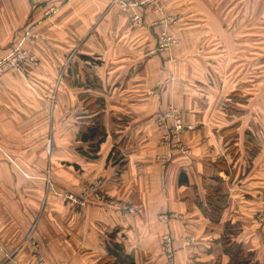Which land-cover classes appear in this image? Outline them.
<instances>
[{"label": "crops", "instance_id": "crops-1", "mask_svg": "<svg viewBox=\"0 0 264 264\" xmlns=\"http://www.w3.org/2000/svg\"><path fill=\"white\" fill-rule=\"evenodd\" d=\"M215 5L163 0L164 15L142 11L134 25L110 0H0V57L26 27L40 36L37 66L0 78V264H36L35 251L47 264H98L112 241L134 264H167L164 237L174 264H226V224L242 252L264 262V225L256 218L264 135L253 155L252 136L238 128L243 117L213 112L229 99L217 107L210 82L185 80L182 66L193 69L191 57L156 52L165 13ZM50 7L55 13L45 16ZM239 7L240 28L255 26L256 42L264 43V0H240ZM87 96L104 101L106 138L96 159L80 154L87 145L77 140ZM168 109L182 114L178 140L170 137L171 117L157 124ZM231 127L236 137L226 134ZM221 159L228 174L216 173ZM47 169L54 187L79 205L46 193L40 179ZM95 183L102 201L87 191ZM214 187L223 196L218 221L205 214Z\"/></svg>", "mask_w": 264, "mask_h": 264}, {"label": "rangeland", "instance_id": "rangeland-1", "mask_svg": "<svg viewBox=\"0 0 264 264\" xmlns=\"http://www.w3.org/2000/svg\"><path fill=\"white\" fill-rule=\"evenodd\" d=\"M185 1H189L190 3L216 4V8L214 11L165 13V16H163L162 19L169 18L173 20L174 23L166 25V27L163 25V30L166 31L169 36L173 37L175 44L166 52H163V54H170L175 50L181 55L189 58L191 57L190 60L194 63V68L192 69L187 62L182 66V74L184 75L185 80L187 83L189 81L191 84L194 83L195 86L199 87L202 85L207 86V83L209 84L210 82V84L213 85L212 97H214L213 99L215 100L214 102L217 107L223 102L224 97L229 99L226 100L229 101L228 104L225 103L224 106L215 108L213 112L217 111V115L222 117V114L220 113L223 108L225 113L232 117L233 120L243 117L241 118L243 119V124L240 125L239 123L238 128H240L239 131L245 130L250 134V137L252 136L253 141L250 140V147L254 155L257 150H259V144L263 142L262 137L264 135V75H260L262 71L264 73V43L256 42L255 26L240 28V0ZM229 5L232 7H228ZM46 11L44 12V15ZM122 13L124 12L122 11ZM141 14H143V12H141ZM159 14L164 15V11ZM248 14L249 19L253 18L252 20H254V13L249 12ZM176 24L181 27H176ZM170 28H178L177 30L179 31V34L177 35L178 32L176 35L171 34L168 31ZM246 33L249 37H252L251 40L248 39L249 41H245L244 38H241L243 35L247 36ZM39 38L40 36L38 32L26 27L23 30L22 36L17 39V41L15 40L12 42L9 51L0 57V60L13 53L19 54L20 56L26 54L28 59L27 62H31V58L36 60L33 47L39 41ZM27 62H25L19 70L15 71L21 72L27 65H31L27 64ZM189 70H191L193 74H191V71ZM10 72L12 71L6 72L0 76V78ZM168 111H175L179 113V115H182L179 110L168 109ZM171 112H168L169 115H171ZM241 127H243L242 130ZM253 137L257 138L255 139ZM45 143H47L45 144L47 149L49 141H46ZM226 143L227 145L225 146L228 147V142ZM47 157L48 156H46V158ZM40 182L45 184L46 193L59 197L60 199L62 198L60 190L54 187L53 181L50 179V172L48 169L45 170L41 176ZM263 194L264 190L259 197ZM263 204L264 202L261 198L260 210L262 209ZM259 212L260 211L257 213ZM257 220L264 225V220L258 218ZM227 239H229L232 245H234L231 238ZM25 242H29V240L27 241L26 238ZM30 242L37 250L38 246L36 243L32 242V240H30ZM223 245L225 249L228 248L234 250L232 245ZM243 254L245 258L243 257L236 260L228 255L229 259L226 264H248L256 261L253 252L251 253L250 251L245 250ZM251 254V257H247ZM260 254L261 253H256V256L260 258ZM10 256L11 255H9V257ZM31 256L35 258L36 264H38L37 260L43 261L44 264H47L39 252L37 253L35 251ZM260 264H264V262Z\"/></svg>", "mask_w": 264, "mask_h": 264}, {"label": "trees", "instance_id": "trees-1", "mask_svg": "<svg viewBox=\"0 0 264 264\" xmlns=\"http://www.w3.org/2000/svg\"><path fill=\"white\" fill-rule=\"evenodd\" d=\"M83 106L87 111V119L81 122L79 126L77 140L83 144L87 145L86 150H79L80 154L85 156L87 159H96L97 154L99 152L100 145L104 142L106 138L105 129L102 124V109L104 106V101L99 98L94 97H85ZM236 127H231L226 130V134L228 132H232L231 137H236L235 131ZM245 136H248V133H245ZM233 156V155H232ZM216 173L223 172L228 174V168L226 162L221 159L216 164ZM219 181L220 178L217 177ZM180 182H183L181 178ZM223 196L219 194V187L209 188L206 196V216L213 220L218 221L220 219V212L223 209V205L219 204L222 200ZM230 224L225 225V235L223 237V244H227V246H231L232 243L228 237L230 234ZM113 240V238H111ZM234 250L226 248V253L232 257L234 260L243 258L244 254L240 248V245L234 243L232 245ZM248 255L247 257H251ZM245 258V257H244ZM247 261V260H246ZM98 264H134L130 256H127L121 244L116 242H110L107 246V255L98 263ZM246 264V263H245ZM248 264H260L259 262L248 263Z\"/></svg>", "mask_w": 264, "mask_h": 264}, {"label": "built area", "instance_id": "built-area-1", "mask_svg": "<svg viewBox=\"0 0 264 264\" xmlns=\"http://www.w3.org/2000/svg\"><path fill=\"white\" fill-rule=\"evenodd\" d=\"M162 1L163 0H110V3L112 5L114 4L118 5L121 8V10L125 13V16L127 17V19L132 24L139 25L143 21V16L141 14L142 11H154L158 13H161L163 11ZM55 10H56L55 7H50L46 11L45 16L55 13ZM171 23H174V21L169 18H166V19L164 18L160 20V24L164 25L165 27L166 25H169ZM174 44H175V40L173 39V37L169 36L166 33V31H162L161 33H159L157 37L156 52L157 53L166 52ZM27 61L28 59H27L26 54H22L20 56L19 54H16V53H13L9 55L8 57L1 59L0 60V76H2L8 71L19 70L21 66L24 65L25 62ZM27 64L36 66L37 61L31 58V62H27ZM170 114L171 115H169V113H166L164 114V116L159 117L157 120V124L159 126H162L164 119L166 117H171L173 121V126L170 131V137L172 140H178L179 135H181L185 131L186 127L183 125L180 115L177 112L172 111ZM184 149H185L184 146H181V150L186 152V150ZM99 189H100L99 183H95L91 185L87 189V191L88 193H92L97 201H102V198L99 194ZM61 196L63 200H67L72 204H75V205L80 204L79 201L73 195L61 194ZM261 198L264 202V194L261 195ZM124 210L130 214L134 213V209L132 207H126L124 208ZM257 218L260 220H264V204L262 205V209L260 210V212L257 214ZM164 243H165L167 264H173L174 258H173L172 244H171V240L169 239V237H164ZM37 263L44 264L43 261H38V260H37Z\"/></svg>", "mask_w": 264, "mask_h": 264}]
</instances>
